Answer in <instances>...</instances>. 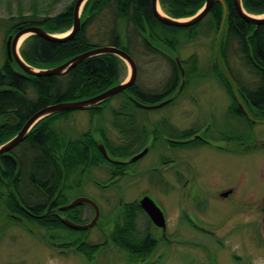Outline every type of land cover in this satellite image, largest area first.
<instances>
[{"label":"rangeland","instance_id":"1","mask_svg":"<svg viewBox=\"0 0 264 264\" xmlns=\"http://www.w3.org/2000/svg\"><path fill=\"white\" fill-rule=\"evenodd\" d=\"M73 4V0H62L58 3L53 0H0V70L6 58V40L16 33L14 26L20 20L25 18L28 21H40L45 17H56L66 12ZM159 7L163 12L160 3ZM108 14L110 15L108 10L100 13L86 31L90 43L97 47L108 44L107 36L103 33L106 30L103 25L112 23ZM102 27L104 30H100ZM224 27L225 24H222L220 28L205 34H201L203 30L200 29L198 32L200 35L193 40H187L181 33L176 36L179 43L175 51L156 42L154 44L156 51L153 52L143 46L142 39H133L134 33L130 31L128 49L137 67L135 84L147 96L160 95L167 90L172 78L170 59L175 62L177 56L186 73L188 66L192 67V63L189 62L188 65L186 61L196 56L197 68L188 70L190 74H185L184 86L175 101L157 110H144L132 108L133 105L118 94L111 98L101 115L92 116L88 111H70L53 125L65 141H76L81 135L89 132L92 138L104 147L105 138L111 145H124L125 134H121L113 125L111 113L122 104H125L126 112L130 114L131 119L138 120V128L145 126L147 133L145 146L152 142V130L156 129V123L159 124L157 128L161 129L162 139L166 136H175L174 131L171 133L165 130L168 124L186 131L193 126L199 130L196 133L198 136L200 133L204 135L205 130L202 129L209 126L208 134L204 135L209 146L199 149L201 152L187 150L181 153L185 155L182 156V160H194L195 171L191 180L196 188L199 187L205 192V196L192 200L194 195L192 188L185 192L182 189L177 190V196L172 190L166 191L164 188L151 185L150 183L160 180L158 176L155 179L150 173L121 181L128 186L126 192L124 194L122 192L123 203L134 199L135 196L139 197L141 193L150 194L152 201L168 218L166 231L168 241L161 240L157 230L152 231V228H149V231L154 238L148 237L142 220L137 222V234L128 236L131 241L134 240L133 244H139V241L146 239L148 244L150 241L151 246L153 245L142 264H264V146H262L264 123L250 125L241 122L239 125L238 122L235 123L236 119L231 120L228 117V106L232 99L228 90L222 86L220 77L223 81L224 78L231 79L246 91L254 90L257 80L251 73L238 42L227 40L225 37ZM166 33L164 34L171 36ZM22 46L23 43L18 51L22 50ZM150 47L154 49L153 45ZM216 63L219 70L215 73ZM129 75L130 68L125 63L121 68L119 82H125ZM180 82L181 78H178L176 88ZM233 82L230 84L235 85ZM233 95L235 98L238 97L236 93ZM165 98L159 99L156 103L142 99L137 102L152 105L160 103ZM121 121L124 122L125 119ZM184 133L182 132V135ZM231 134L247 138L242 142V149L232 140ZM233 148L240 149L241 153L233 155ZM173 154L175 155L173 150H167L165 145L157 140L153 150L135 165V169L141 170L145 167L143 171L149 170L153 164L159 169L162 181L172 183L174 165L164 169L159 167V163L162 158H172ZM126 158L119 157L120 160ZM100 165L98 168H90L91 174L86 175L87 180L77 191H71V195L80 194L82 198L96 204L101 213L99 225L102 227H95L85 234L59 229L46 233L37 227L23 226L20 222L1 215L0 264H141L137 261L139 258L134 261L136 257L131 255L129 263L128 249L121 245L118 247L112 241L109 218H114L117 212L115 207L117 201L119 202L116 200V192L113 191L118 190L121 184L113 189L100 190L90 180L93 178L101 183L108 180L107 163L102 162ZM228 189L235 190L234 195L228 200H222L217 196V193ZM192 211L198 230L184 220L185 214L189 216L188 213ZM189 218H193L192 215ZM76 240L77 244L60 247L72 244ZM96 245L100 247L93 250L81 249L84 246Z\"/></svg>","mask_w":264,"mask_h":264},{"label":"trees","instance_id":"2","mask_svg":"<svg viewBox=\"0 0 264 264\" xmlns=\"http://www.w3.org/2000/svg\"><path fill=\"white\" fill-rule=\"evenodd\" d=\"M53 1L58 3L62 0ZM158 1L164 14L174 19L191 17L205 2V0ZM241 2L242 8L247 14H264V0H241ZM105 10L109 11V19L112 21L111 24L103 25L106 28L103 33L107 36V46L120 48L129 55L128 34L130 31L134 33L133 39H142L143 46L149 48L152 52L156 51L154 47L156 42L160 43V46L164 48L175 51L179 43L176 40L177 35L182 33L187 40H193L200 35L198 33L200 29L203 30L201 34H205L225 24V37L227 40L238 42L241 53L251 73L257 80L254 90L246 91L243 89V91L239 92L243 97L241 98L247 101L249 106L251 105L258 110L259 115H255V117H258L259 120H264V26H252L242 20L234 6L233 0L216 1L209 14L205 17L207 20L203 19L200 23L186 28H174L160 24L153 15L151 0H89L82 10L81 19L83 26L74 38L66 42H51L38 36H30L23 42L22 50H19L20 57L26 64L34 68L47 69L58 66L79 54L96 48L97 46L90 43L86 31L99 17L100 13ZM72 23L73 6H69L66 12L56 17H45L40 21H28L23 18L14 26V31L17 32L19 27L23 25H30L43 28L50 34H62L71 28ZM103 27L100 30H104ZM165 32L171 34V36L165 35ZM151 45H153L154 49L150 47ZM169 62L172 69V78L165 92L156 96H147L134 84L119 95L125 98L127 103L133 105L132 108L136 106L134 103L129 102L130 98L128 96L130 95L150 103H156L159 99L170 97L174 93L177 79L180 77L174 60L170 59ZM189 62L192 63V67L188 66L187 69L196 70L197 58L195 55L186 61L188 65ZM123 65L124 63L116 56L105 54L86 60L62 76L35 77L23 74L15 62H10L5 58L0 70V145L14 137L22 129L26 121L39 110L54 104L86 100L121 83L119 82V77ZM188 70L185 73L186 75L190 74ZM220 81L222 85L228 87L226 89L232 99L230 109H236L235 100L237 96L235 98V95H233L236 92L232 89L234 87L230 84L231 81L225 78L223 81L221 77ZM110 101L111 99L98 106L91 107L87 111L91 114L98 113L100 115ZM66 113L55 114L39 121L30 130L23 142L25 147L29 143L33 151L35 170L32 173L31 189L35 198L44 196L43 189L45 192L49 189L50 196L53 195L59 184V180L55 178L57 170L59 174L62 171L61 174L63 176L66 167L85 161L86 156L78 150V142H68L65 147L66 150L63 152L59 151L62 147L60 142L63 139L53 125L57 120L63 118ZM111 113L113 125L123 134L125 123L121 120L127 114L125 104L112 110ZM132 126L135 127V123H132ZM87 136L88 133H85L86 140L92 143L90 139H87ZM110 150L113 154H128L127 150H115L112 147H110ZM98 157L100 162H105L99 154ZM24 158L19 157L20 164L23 163ZM93 159L97 161L96 158ZM49 169L52 172L51 176L54 178L51 179L48 186L43 187L44 173H47ZM2 191L0 198L7 196L5 193L6 188ZM7 204L11 205L12 200H9ZM33 221L40 227L48 228V225H50L48 229L52 230L54 228L58 229L60 226L59 223L47 225L44 219L35 218ZM128 236L117 233L115 237L117 244L128 249V254L131 256H144L145 259L149 255L147 252L153 247L151 242L149 241L148 244L146 239H144L139 241V244H133L132 241L134 240L131 241ZM75 243L77 244V240L72 244H64L60 247H67ZM92 247L84 246L81 249L93 250L94 248L98 249L100 246Z\"/></svg>","mask_w":264,"mask_h":264},{"label":"flooded vegetation","instance_id":"3","mask_svg":"<svg viewBox=\"0 0 264 264\" xmlns=\"http://www.w3.org/2000/svg\"><path fill=\"white\" fill-rule=\"evenodd\" d=\"M242 4V2H241ZM244 10V9H243ZM200 23V22H199ZM219 46V41H218ZM222 49V48H221ZM197 68V67H196ZM20 69V68H19ZM219 67L216 63V72H218ZM23 74H25L23 72ZM128 79V78H127ZM231 82H233L230 79ZM233 85L235 92L238 94V97L235 100V104L237 105V108L234 110H231L230 107L232 105V102L228 106V117L232 119H236L235 123H247L250 125L258 124V123H264V120H259L258 117H255V115H259V112L256 108L249 106L247 101H244L241 99L242 95L239 93L243 91L241 87L237 85V83H234ZM134 85V84H133ZM132 85V86H133ZM225 90L228 88L227 86L222 85ZM130 88V87H129ZM176 89V88H175ZM174 89V90H175ZM181 95V94H180ZM177 97V96H176ZM130 99H135L136 101H139V98L136 96H128ZM175 101V99L172 101V103ZM129 102H131L129 100ZM87 111V110H85ZM92 116L99 115L98 113H92ZM101 115V114H100ZM126 114V116L123 118L125 119V129L123 136V142L124 145H111L107 141V139H103L105 142V149H107V153L112 160L116 159L115 157H130L138 152H140L144 146L146 145V128L145 126L138 128V120L137 119H131V117ZM262 118V117H261ZM242 122V123H241ZM132 123H135V127L132 126ZM158 123H156L155 127L153 128V139L150 144L149 150L146 153L149 154L153 148L154 144L158 141H161L167 150H173L175 152V155L172 158H162V160L159 163V167L161 168H168L169 166L174 165V169H172V177L174 178V181L170 183L169 181H162L163 177L160 174L159 175V169L157 167H154L153 164L152 167L149 168V170L143 171L145 167H143L141 170L135 169V165H137L140 161H142L146 155H144L139 160L132 162V163H118L120 161H109L104 158V155L98 148V143L92 138L93 136L90 135L88 132L87 139L86 140L85 134L81 135L78 140L75 142H78V150L80 153H83L86 158L85 161H83L80 164L66 167L64 171V175L62 176L60 171V174L58 173L56 175V179L59 180V184L57 185L56 190L54 191L53 195L50 196L49 189L46 190V192L43 189L44 196L42 198H35L33 196V190L31 189L32 184V177L33 172L35 170L34 164H33V151L31 149V146L29 143H27V146L25 147L23 145V142L25 141V138L19 145H17L15 148L11 149L5 154L0 155V193H3L2 190H5L6 188V195L4 197L0 198V216L5 215L6 217L10 218L12 221L20 222L23 226H31L37 227L43 231H46V233H50L52 229L50 228V225L48 224H54L59 223L60 226L58 227L59 230L70 232V233H83L85 234L87 231L102 227V225H99L100 219H101V213L99 215V218L96 222V224L91 227L88 230L85 231H76L72 230L69 227H67L63 221H68L73 224H79L84 222L91 221L94 216L95 212L94 209L88 205H78L74 206L72 208H68L66 210H60L63 207H66L67 205L71 204L76 199L82 198L80 194L77 195H71V191H77L80 186H82L83 182L87 180L86 175L91 174L90 168H98L101 166L98 159V154L105 160V162L108 165V180L105 183L98 182L91 178L90 180L93 181V183L100 188V190H108L116 188L117 185H119V189L113 192H116L117 201L114 214V218L110 217L108 225L112 226V232L111 237L112 241L116 243L118 247H120L116 242V234L120 233L121 235L127 236L130 234H137V222L139 220H142L145 224L144 230L148 237L151 239L154 238L151 236V233L149 231V228H152V231L155 229L157 230L160 239L164 241H168V235L166 234L167 231V217L163 214L165 219V229H162L160 227H156L147 213L144 211V209L140 205V201L144 197H149L152 199L150 194L141 193L140 196H135L134 199L123 203L124 196L122 195L126 192L125 190L128 189V186L123 184L121 181L130 178V177H143L150 173V175H154L155 179L158 176L159 181H155L150 183L151 185H155L158 188H164L166 191L172 190L174 191L175 195L178 196L177 190L182 189L184 192L187 191L189 188H192L193 190V197L192 200L198 199V197L205 196V192L202 191L199 187L196 188V185L194 182H192V173L195 171L194 169V160L190 161L189 159L182 160V155L184 151H193L195 152H201L203 147L209 146V142H207L206 138H204V135H207L210 128L209 126H205L202 130L204 131V135L200 133L198 136L197 128L194 129L193 126H190V128L186 130H179V128L172 126L171 124H168L166 126L167 132L174 131L175 136H166L164 139L163 135H161V129L157 128ZM24 126V125H23ZM158 131V132H154ZM163 131V130H162ZM182 132H185L184 135H182ZM87 133V132H86ZM224 135V134H223ZM102 136V132H101ZM62 137V136H61ZM103 137V136H102ZM168 137V138H167ZM230 137L233 141L237 143V146H240L239 148L242 149L243 145L242 142L246 141L241 136L231 134ZM159 138V139H158ZM63 141L60 142V146L62 145L61 149L59 151L63 152L65 151V147L68 145V142H73L71 140L65 141L64 137H62ZM221 139V137H220ZM219 139V140H220ZM223 139V137H222ZM163 140V141H162ZM168 147H167V146ZM110 147H112L115 150H127L128 154L126 155H118L111 153ZM238 148H233V155H238L241 153V150ZM120 153V152H116ZM209 155V154H207ZM25 157L23 160V163L20 164L19 157ZM93 158H96L97 161H95ZM192 160V159H191ZM60 167V166H59ZM58 167V168H59ZM60 170V169H59ZM52 172H50V169L47 173H44V186H48L51 179L54 178L51 176ZM76 178V179H75ZM89 178V177H88ZM196 190V191H194ZM121 191V192H120ZM234 189H228L225 192H219L217 193V196L221 197L222 200H228L234 195ZM120 192V193H119ZM111 193V192H110ZM225 193H228L227 196L223 197ZM166 194H169L166 192ZM197 197V198H194ZM9 200H12V204L8 205L7 202ZM109 202V201H107ZM55 204V205H54ZM156 205V204H155ZM157 206V205H156ZM158 207V206H157ZM87 208V209H86ZM159 208V207H158ZM160 209V208H159ZM161 210V209H160ZM195 211V210H194ZM186 213V211H184ZM264 212V209H263ZM163 213V212H162ZM189 216L192 215L193 218H189L185 214L184 220L187 222V224L191 225L192 228L195 230H198V224L194 223V215L193 211ZM184 216V215H183ZM139 217L141 219H139ZM44 219L45 223L48 225V228L40 227L38 226L33 219ZM192 221V222H191ZM57 229V228H54ZM201 229V228H200ZM203 230V229H202ZM157 240V239H155ZM153 242V241H152ZM129 255V263H130V254ZM136 257V256H134ZM144 259L142 257H136V259Z\"/></svg>","mask_w":264,"mask_h":264},{"label":"water","instance_id":"4","mask_svg":"<svg viewBox=\"0 0 264 264\" xmlns=\"http://www.w3.org/2000/svg\"><path fill=\"white\" fill-rule=\"evenodd\" d=\"M89 0H75L73 4V23L71 28L65 32L62 36H59L57 34H50L43 28L37 27V26H30V25H23L19 27V30L14 34L7 38L6 40V58L10 62H15V64L20 68L22 72L25 74L35 76V77H52V76H62L65 75L67 72H69L71 69L77 67L79 64L85 62L86 60L101 56L105 54H111L119 58L124 64L126 63L130 68V75L128 79L125 82H121L117 85H114L113 87L107 89L103 93L94 96L92 98L81 100V101H75V102H64L59 104H54L47 106L35 114H33L24 124L22 129L10 140L5 142L4 144L0 145V155L5 154L11 149L15 148L17 145H19L28 135L30 130L42 119L59 114L64 112H70V111H85L91 107L98 106L99 104L113 98L114 96L124 92L126 89L131 87L133 84H135L137 79V67L136 63L134 62L133 58L127 54L125 51H123L120 48H116L114 46H100L93 49H90L82 54H79L66 62L55 66L53 68H47V69H37L34 68L28 64H26L19 54V47L30 36H38L41 38H44L51 42H66L68 40H71L74 38L82 28V19H81V13L85 6V4ZM216 1L221 0H205L203 6L191 17L188 18H182V19H174L167 15H165L159 7V1L158 0H151V7L153 10V15L155 19L165 26L174 27V28H186L190 26H194L201 22L210 12L211 8L215 4ZM234 6L242 20H244L247 24L252 26H264V14L259 15H251L247 14L241 4V0H233ZM175 64L179 70L181 82L178 88H176V91L168 97L163 99L158 104H152V105H144L139 102H137L135 99H130L132 103H134L135 106H137L140 109L144 110H157L160 109L169 103H171L176 96L179 94V92L182 90L184 86V68L181 65V61L177 56H175ZM264 146V144L262 145ZM150 145L145 146L140 152L127 157L123 160L114 159L112 160L105 149V147L102 144H98V148L104 155V158L109 161H120L118 163H132L140 158H142L149 150ZM228 193H225L222 195L223 197L227 196ZM88 204L90 205L95 212L94 218L87 222L82 224H73L68 221H63L64 224L69 227L72 230L76 231H85L93 227L100 215L99 208L94 204L92 201H90L87 198H79L73 201L71 204L67 205L66 207L61 208L60 210H66L68 208H72L74 206ZM141 207L144 209V211L147 213L151 221L156 227H160L162 229H165V219L163 216L162 211L155 205V203L150 199L149 197H144L140 201ZM137 260V259H136ZM135 261V260H134ZM141 264L145 259H138Z\"/></svg>","mask_w":264,"mask_h":264},{"label":"bare ground","instance_id":"5","mask_svg":"<svg viewBox=\"0 0 264 264\" xmlns=\"http://www.w3.org/2000/svg\"><path fill=\"white\" fill-rule=\"evenodd\" d=\"M137 107V106H136ZM138 108V107H137Z\"/></svg>","mask_w":264,"mask_h":264}]
</instances>
